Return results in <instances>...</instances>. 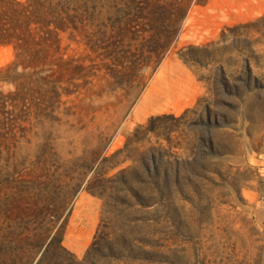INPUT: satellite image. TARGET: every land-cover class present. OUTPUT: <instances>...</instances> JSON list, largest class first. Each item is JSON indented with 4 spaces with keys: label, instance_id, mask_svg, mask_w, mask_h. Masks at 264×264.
<instances>
[{
    "label": "rangeland",
    "instance_id": "374dc122",
    "mask_svg": "<svg viewBox=\"0 0 264 264\" xmlns=\"http://www.w3.org/2000/svg\"><path fill=\"white\" fill-rule=\"evenodd\" d=\"M62 37L80 85L55 107L14 110L0 203L18 192L66 205L78 264H264V0L194 5L135 80ZM13 59L0 45V70ZM161 113L174 117L149 123Z\"/></svg>",
    "mask_w": 264,
    "mask_h": 264
},
{
    "label": "trees",
    "instance_id": "16d2710c",
    "mask_svg": "<svg viewBox=\"0 0 264 264\" xmlns=\"http://www.w3.org/2000/svg\"><path fill=\"white\" fill-rule=\"evenodd\" d=\"M208 1L0 0V45L14 49V59L0 70V82L15 86L6 93L0 89V126L6 128L0 132V145L7 144L8 133L13 135L9 120H14L18 106L40 109L49 101L55 107L63 93L78 90L80 84L74 79L81 63L73 57L64 59L63 33L84 41L93 51L100 50L115 79L122 75L135 80L146 66L160 64L175 45L193 6ZM101 14H105L102 20ZM167 116L174 117L161 113L151 116L149 123ZM25 181L34 183L22 179L20 186ZM17 195H6L0 203V264H78L63 243L67 206L41 205L30 196Z\"/></svg>",
    "mask_w": 264,
    "mask_h": 264
},
{
    "label": "crops",
    "instance_id": "0c3cea01",
    "mask_svg": "<svg viewBox=\"0 0 264 264\" xmlns=\"http://www.w3.org/2000/svg\"><path fill=\"white\" fill-rule=\"evenodd\" d=\"M206 5V4H205Z\"/></svg>",
    "mask_w": 264,
    "mask_h": 264
}]
</instances>
